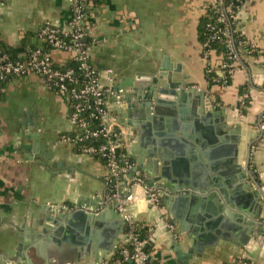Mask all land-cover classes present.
<instances>
[{"label": "crops", "instance_id": "crops-1", "mask_svg": "<svg viewBox=\"0 0 264 264\" xmlns=\"http://www.w3.org/2000/svg\"><path fill=\"white\" fill-rule=\"evenodd\" d=\"M85 1L91 3L86 26L89 40H95L92 60L98 68L114 69V86L129 79L141 90L147 84V75L169 55L173 66L179 65L177 79L184 77L190 86L203 90L223 110L217 118H223L229 130H235L236 125L241 127L238 148L232 146L230 139H224L216 154L229 157L238 149V159L244 164L248 144L258 137L256 126L264 117V0H245L239 11L243 45L251 51L246 53L245 48L239 51V58L232 62L234 71L227 87L207 82V64L216 63L222 55L213 51L205 58L197 39L198 20L214 0ZM3 2L0 40L17 57H22L28 48L41 45L37 32L43 21L64 25L71 17L67 0ZM50 53L57 63L68 59L62 52L50 50ZM242 87L248 94L245 113L236 110ZM109 106L117 114L126 151L134 161L145 150L137 140L139 130L126 124L118 106ZM133 119L134 116L127 117ZM73 130L64 105L54 93L44 89L37 75H23L0 83V264H27L30 260L34 264L37 254L44 255L50 264L95 262L92 254H80L77 245L66 240H76L74 235L66 237L68 233L63 231L55 235L58 243L53 239L45 206H75L81 200L90 207L100 199L97 213H110V217H104L97 226L90 225L95 234L91 243L105 244L112 238V225L117 219L111 215L114 202L105 198L106 167L102 161L82 155L59 141V135ZM250 149L249 169L264 185V140L255 142ZM185 160L193 174L198 173L195 161L187 155ZM142 175L147 185L149 178ZM130 177L132 173L120 180L123 192L127 191ZM195 177L199 185L207 183L204 177ZM205 192L195 197L202 199ZM167 195L170 194L165 192L160 196L157 207L148 205L136 210L138 223L147 228V248L152 260L162 264H228L247 259L250 264H264V238L243 244L247 235L244 220L249 221L250 213H242L243 223L230 217L223 220L225 215H218L221 217L217 226L222 224V229L199 231L193 229L190 213L171 212L173 203ZM192 201L200 203L196 199ZM187 208L190 209V204ZM259 216L264 232V203ZM117 228H122L125 234L124 226ZM117 228L116 234L122 235ZM192 235L193 244L189 242Z\"/></svg>", "mask_w": 264, "mask_h": 264}, {"label": "water", "instance_id": "water-1", "mask_svg": "<svg viewBox=\"0 0 264 264\" xmlns=\"http://www.w3.org/2000/svg\"><path fill=\"white\" fill-rule=\"evenodd\" d=\"M3 1L0 0V6ZM177 66L179 65L173 66L170 56L165 55L159 66L147 75V84L141 90L133 86L129 79L120 81L115 86L123 93V102L119 106L121 116L129 127L139 130L137 140L145 146L142 155L134 159L136 168L149 178L148 187L158 189L160 196L165 192L170 194L167 198L173 203L170 208L172 213H190L189 220L193 223V229H222V224L217 226L221 216L225 215L223 220L230 217L243 223L242 213H250L249 221L244 220L247 226L244 233L247 235L243 244H248L250 240L260 242L264 238L262 220L259 219L264 203V185L250 171L249 161L251 146L264 140V132L258 131V137L248 144L244 164L238 159V149L234 150L232 156L219 157L216 154L217 148L224 139H230L232 146L238 148L242 140L241 127L236 125L235 130H229L228 123L223 118H217L222 116L223 110L215 106L203 90L190 86L184 77L177 79ZM133 80L137 78L133 77ZM128 116H134L135 119L127 120ZM185 155L195 161L198 173L193 174L189 165H186ZM195 175L200 176V179L204 177L208 186L207 183L199 185ZM203 191H206L202 194L204 198L195 197ZM192 199L200 203H195ZM100 202L97 199L96 203L92 202L88 207L85 202L78 200L74 210L68 213L45 206L46 222L52 226L53 239L58 243L59 238L55 235L63 231L68 233L66 237L74 235L76 240H66L77 245L80 254H92L95 261L93 264H102L105 256L126 238L123 229L117 228L123 226V221L116 210L117 203H114L111 215L117 221L112 225V238L105 244L91 243L95 234L90 225L97 226L104 221V217H110V213H97L101 207ZM83 206L87 209H83ZM197 213L206 214L203 216ZM213 216L216 219H212ZM116 228L123 234L118 236ZM44 235L43 232L40 234L41 237ZM189 242L193 244V235ZM21 255L23 258V253ZM42 256L35 255L34 264H50ZM22 261L26 262L24 259ZM31 263L32 260L27 264Z\"/></svg>", "mask_w": 264, "mask_h": 264}, {"label": "built area", "instance_id": "built-area-1", "mask_svg": "<svg viewBox=\"0 0 264 264\" xmlns=\"http://www.w3.org/2000/svg\"><path fill=\"white\" fill-rule=\"evenodd\" d=\"M2 1V0H1ZM235 1L237 3H235ZM71 17L67 24L56 25L43 21L37 35L41 45L28 48L22 57H12L0 50V83L8 79L28 74L37 75L44 89L54 93L66 109L67 117L74 130L59 135V141L73 147L78 153L96 158L103 162L107 173L105 176L107 201L117 203L126 238L123 239L112 254L102 264H162L151 259L146 250L147 238L140 235L136 210L145 207H157L160 200L158 189L144 183L142 173L126 151L123 133L118 128L117 114L110 104L120 106L122 90L116 89L115 71L111 67L98 68L92 60V44L86 26V16L91 3L85 0H67ZM240 3L243 0H214L206 8L216 15L219 26L208 24L210 35L201 46L204 57L214 50L212 41L224 43L225 53L214 64L209 61L205 75L209 85L227 87L233 74V66L224 59V55L235 61L243 49V41L235 45L234 35L241 36L239 28L231 25L239 21ZM205 8V11H206ZM205 50H203V48ZM50 50L62 52L68 56L64 63L54 61ZM251 51V50H249ZM247 92L241 94L236 110L245 108ZM264 132V117L256 126ZM127 182V191L121 190L120 180L131 173ZM57 211L74 210L75 206H50ZM126 243L130 248H127ZM117 254L116 258H112ZM131 263H130V262ZM228 264H250L241 259Z\"/></svg>", "mask_w": 264, "mask_h": 264}, {"label": "trees", "instance_id": "trees-1", "mask_svg": "<svg viewBox=\"0 0 264 264\" xmlns=\"http://www.w3.org/2000/svg\"><path fill=\"white\" fill-rule=\"evenodd\" d=\"M225 1H231V0H225ZM235 3H237V2L235 1ZM244 3H245V0H243V3H240L239 5L242 7ZM208 24L215 25V26H219V24L216 22V15H214L213 12L209 11V9L206 8V11L199 18L198 23H197V28H196V30H197V39H198V42H199V45L200 46L203 45V43L206 41V39L210 35V31L208 30V27H207ZM229 25H231V28H235V27L239 28V21H237L236 23H233V24H229ZM233 40H234L235 45H236L239 40L240 41H243V36L242 35L241 36H238V34L237 35H234ZM209 46L210 47H206L205 49L206 50H207V48L213 49L214 52L216 51L218 54L219 53H221V54H224L225 53L224 43H220V42H217V41H212ZM33 47H35V46H33ZM202 48H203V50H205L204 47H202ZM243 48H245L243 50L246 53L249 50H251L250 47H247L246 45H245V47L243 46ZM0 50L7 52L12 57H17L14 54L13 50L10 49V48H8L1 40H0ZM224 59L226 60V62L229 65H232V62L233 61L230 58H227L224 55ZM229 83H230V81H229ZM244 90H245L244 87H242L240 89V92L241 93H244L245 92ZM246 106H247V100L245 102V107ZM245 111L246 110L244 108H242V111L241 112L242 113H245ZM138 230H139L140 235L142 237L147 238V235H148L147 228L143 227L142 225H139ZM147 243H148V241H147ZM147 243H146V250H148ZM126 245H127V248L129 249L130 248L129 244L126 243ZM116 257H117V254L113 255L112 258H116Z\"/></svg>", "mask_w": 264, "mask_h": 264}, {"label": "rangeland", "instance_id": "rangeland-1", "mask_svg": "<svg viewBox=\"0 0 264 264\" xmlns=\"http://www.w3.org/2000/svg\"><path fill=\"white\" fill-rule=\"evenodd\" d=\"M204 12H205V10H204Z\"/></svg>", "mask_w": 264, "mask_h": 264}]
</instances>
